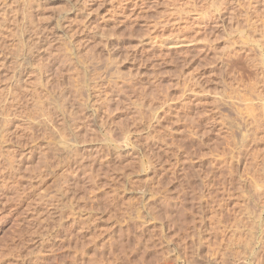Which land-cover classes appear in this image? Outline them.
<instances>
[{"label":"rangeland","instance_id":"1","mask_svg":"<svg viewBox=\"0 0 264 264\" xmlns=\"http://www.w3.org/2000/svg\"><path fill=\"white\" fill-rule=\"evenodd\" d=\"M11 94L0 264H264V0H0Z\"/></svg>","mask_w":264,"mask_h":264},{"label":"bare ground","instance_id":"2","mask_svg":"<svg viewBox=\"0 0 264 264\" xmlns=\"http://www.w3.org/2000/svg\"><path fill=\"white\" fill-rule=\"evenodd\" d=\"M21 81V80H20ZM24 86V85H23ZM14 92V91H13ZM15 93V92H14ZM13 93V94H14ZM18 94V93H17ZM15 95V94H14ZM20 96V95H19ZM11 98H12V94H11ZM18 96H15V97H13L12 99H10L8 102H6L5 101V99L3 100V99H1L0 100V111H2L3 113H4V111L6 110V108H7V106H10V104L13 106H15V105H17L18 103H15V104H12V103H14V102H18ZM24 99V98H23ZM6 100H8V99H6ZM20 100V99H19ZM21 103H22V101H21ZM25 104V103H24ZM18 106V105H17ZM11 108V107H10ZM14 108V107H13ZM16 108V107H15ZM20 108V107H19ZM8 109H9V107H8ZM22 109H24V108H22ZM21 110V109H20ZM22 115V114H21ZM74 171V170H73Z\"/></svg>","mask_w":264,"mask_h":264}]
</instances>
